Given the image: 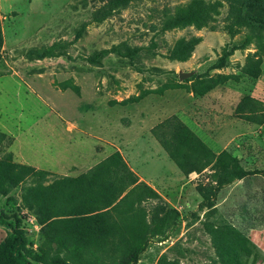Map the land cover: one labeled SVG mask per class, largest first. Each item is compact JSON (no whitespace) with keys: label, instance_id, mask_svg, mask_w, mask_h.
I'll list each match as a JSON object with an SVG mask.
<instances>
[{"label":"rangeland","instance_id":"rangeland-1","mask_svg":"<svg viewBox=\"0 0 264 264\" xmlns=\"http://www.w3.org/2000/svg\"><path fill=\"white\" fill-rule=\"evenodd\" d=\"M0 131V158L44 173L0 195V243L8 224L48 260L91 261L46 238L62 233L110 243V261L173 219L136 264H264V0H0ZM114 152L160 200L123 203L101 234L41 225L24 203L27 189L86 186ZM230 158L253 174L233 178Z\"/></svg>","mask_w":264,"mask_h":264},{"label":"trees","instance_id":"trees-1","mask_svg":"<svg viewBox=\"0 0 264 264\" xmlns=\"http://www.w3.org/2000/svg\"><path fill=\"white\" fill-rule=\"evenodd\" d=\"M223 66V63H220V67ZM178 129L183 134L191 135L183 125H179ZM5 138L6 135L0 131V146ZM183 144L184 140L178 138L176 146L179 148ZM164 147L170 158L176 164L178 163L177 165L181 164L178 152H172L165 143ZM225 155L224 152L221 153L216 162V165L222 169L228 168V165L223 161ZM229 163H231L229 166L230 172L235 179H242L253 174V172H247L238 167V163L234 158H230ZM194 171V169H189L188 173ZM43 177V172L31 166L13 162L12 153H6L0 158V195H7L11 189L25 180ZM82 179H84L82 181L87 182V185H77L76 189L71 188L70 185L75 182L80 183L81 180L77 181L78 179H75L47 187L27 189L22 195L23 201L26 204L32 202L36 207L41 225L74 223L83 232L87 233L91 231L88 225L92 223L94 230L101 234L108 229L103 228L100 222L110 215V211L118 210L123 203L131 202L133 199L138 202L147 199L160 200V196L155 191L143 183H138L135 174L127 167L118 152L112 153L100 162L93 169L89 178L82 177ZM218 190L219 187H216L214 194ZM171 212H173L174 217L178 214L174 210ZM179 222L180 220L171 219L164 226L148 225L146 228L144 227L143 230H140L139 236L131 241L132 244L129 249L122 251L118 258L110 261H104L103 259L112 248L108 246L110 243L99 240L69 242L62 233L46 238L76 259L87 256L91 260L88 264H136L151 236L161 235L162 240H164L169 232L175 230ZM2 225H6V223H2ZM161 226L166 228L167 231L164 232ZM7 227L11 230V234L0 243V264H69V261L65 259H46L41 253L29 247L27 237L19 226L7 224Z\"/></svg>","mask_w":264,"mask_h":264},{"label":"crops","instance_id":"crops-1","mask_svg":"<svg viewBox=\"0 0 264 264\" xmlns=\"http://www.w3.org/2000/svg\"><path fill=\"white\" fill-rule=\"evenodd\" d=\"M111 155V154H110ZM109 155V156H110ZM126 162V161H125ZM127 163V162H126ZM128 165V164H127ZM128 167L130 168V170L132 171V172H134V174H136L137 175V178H138V183H141L142 181L143 182H146L139 174H137L136 172H135V170L133 169V168H131L129 165H128Z\"/></svg>","mask_w":264,"mask_h":264},{"label":"water","instance_id":"water-1","mask_svg":"<svg viewBox=\"0 0 264 264\" xmlns=\"http://www.w3.org/2000/svg\"><path fill=\"white\" fill-rule=\"evenodd\" d=\"M184 76H186V74L181 73V74L179 75V78L182 79V78H184Z\"/></svg>","mask_w":264,"mask_h":264}]
</instances>
